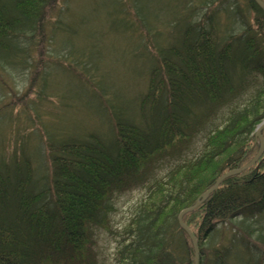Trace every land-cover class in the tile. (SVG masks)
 Returning <instances> with one entry per match:
<instances>
[{
	"label": "trees",
	"instance_id": "1",
	"mask_svg": "<svg viewBox=\"0 0 264 264\" xmlns=\"http://www.w3.org/2000/svg\"><path fill=\"white\" fill-rule=\"evenodd\" d=\"M71 1L0 0V128L15 125L20 117L13 108L29 95L34 99L23 112L28 103L48 104L51 71L82 83L100 108L107 103L99 100L110 96L112 127L106 140L87 129L65 131L57 113L42 126L41 115L26 114L28 125L22 128L38 135L32 138L36 145L29 146L23 133L12 152L0 155V264H100L94 236L102 228L116 234L107 218L113 196L143 185L154 161L179 155L178 164L154 185L158 199L148 198L134 212L117 241L114 262L194 264L191 240L177 215L224 173L248 164L259 149L252 152L251 145L264 119V9L254 0H168L171 34L165 44L155 43L159 34L152 42L145 35L141 48L152 57L143 72L144 90L133 89L137 98L123 114L99 72L72 50ZM111 1L118 18L111 23L119 31L128 37L136 23L151 34L147 10L137 9L139 0ZM127 4L136 22L126 17ZM63 48L66 53L60 54ZM17 85L25 87L19 92ZM222 110L223 123L206 134L204 150L184 159L190 138ZM263 211L264 156L246 173L224 179L183 215L198 244L199 264L226 263L229 250H214L208 239L218 224L235 229L237 219H242L237 230L247 236L242 242L234 238L252 254L246 264H264V251L257 253L245 238L252 233L246 220Z\"/></svg>",
	"mask_w": 264,
	"mask_h": 264
},
{
	"label": "rangeland",
	"instance_id": "2",
	"mask_svg": "<svg viewBox=\"0 0 264 264\" xmlns=\"http://www.w3.org/2000/svg\"><path fill=\"white\" fill-rule=\"evenodd\" d=\"M141 5H144L143 8L145 7L144 10H147L149 15L147 27L150 26L151 34L150 31L146 32V28L144 29V27H140L135 23V27L130 31L128 37L123 31H119L121 28L117 23H111L114 18L118 19L116 14L117 7L112 4L111 0H72L71 5L68 7V17L74 28L69 40L73 52L79 56L80 60L92 65L99 72L102 76V83L105 84L107 88H110L114 96H117L118 102L122 103L120 104L119 109H121L120 112L123 114H125L126 105L129 108L132 103L134 104V101L137 98V96L133 95V89L144 90L145 76L143 75V72L146 71L147 68L146 61H148L149 57H152L147 49H145V53L144 49L141 48V45L146 40L145 35H149L148 40L152 42L154 40L152 35L159 34L155 39V43L158 42L160 44H165L164 37L172 31L170 26L173 22V20H171L173 11L170 9L168 0H139L137 9H139ZM124 8L125 12L127 10L126 17L129 18L130 16L132 21L136 22L135 11L131 7V4H127ZM52 14L55 15L56 10H54ZM65 53L66 48H63L60 54ZM151 53L153 52L151 51ZM69 61L70 63L75 64V58L71 57ZM51 72L52 73L50 74L52 78H54V81L52 89L49 92H46L48 94L50 93L49 95L52 96L49 99L48 104L39 103V106H36L35 108L31 103H28L26 107H30V110H34L28 112V109L26 112H23L21 111L22 106L34 99V95H29L25 98V103H18L13 108L15 113L19 111L17 115L20 119L17 118V121L14 123L15 125L12 127L3 125V127L0 128V140L4 139L0 142V155L3 151L8 153L12 152L16 148L18 144L17 141H19V138L23 133L29 136V146L36 145L32 140L38 137V135H29L31 131L22 128L24 125H28L26 123L27 120L25 119L26 114H34L35 116L41 115L39 118V125L42 126L46 122H51L53 115L57 113L59 117L58 122L61 123L65 131L72 132L75 129H87L88 131L95 133L97 136L99 134L102 136V139L107 140L108 131L112 127L111 122L108 121L109 113L112 112V108L108 105V102L110 103L109 98L111 99V97L106 96L103 98L104 101L99 100L101 105L103 102V104L107 103L108 106H106V109L102 106L103 112L101 116L99 114L100 110L96 98L88 92V89L82 83L81 85L72 76L68 75L60 77L56 72ZM20 82L23 84V81ZM17 86L18 87H15V90L19 92L25 87V85ZM97 90L101 91V89ZM254 90L255 86L250 87L247 96L252 95ZM56 96L60 97L61 102L56 99ZM20 111L21 114L19 115ZM222 112L223 110L218 112L217 116L211 121H208L200 133L190 138V141L186 144V150L182 153L184 159L190 160L200 155L204 150L206 134L209 131H213L216 127L221 126L223 123ZM263 130L264 129L260 130V136L263 135ZM254 136H256L255 131ZM254 136L252 139L253 144L251 145L252 152H255L258 146L260 147L258 139ZM263 156L264 150L261 157L256 161L252 168L255 167ZM179 157L180 155L176 156V158L168 157L154 161L151 166L150 176L143 185L113 196L109 203L111 212L108 214L107 218L108 225L114 233L116 232V234H109L102 228L97 229L95 231L96 235L94 236L97 242L100 264H115L114 260L119 237L128 228L134 212L139 210L141 205L146 203L148 198L151 199L150 201L152 202L158 199L154 193V185L156 181L162 178L165 179L169 168L176 166L174 164H178L177 159ZM247 171L248 169L241 173H237L236 175L246 173ZM203 174L205 173L201 172V175ZM220 184L217 188L220 187ZM206 199L204 201H206ZM147 207L151 208V204H147ZM141 208L144 207L142 206ZM255 217L256 219L253 218L254 220H246L248 223H251V225L248 224V227L249 231H252V233L249 238H245L251 242L249 244L250 248L257 253L262 254L261 250L264 251V211L262 214ZM239 220L242 219H237L232 222V226H234L236 230V227L240 226L238 223H241V221L238 222ZM194 225H197V222H194ZM235 229L231 230L227 224L217 225L215 230L211 233L208 243L214 247V250H229L225 264H246L247 261L251 259L252 254L246 250L245 246L242 244L239 245L234 238L235 236L241 237L240 241L242 242V236H245L246 233L242 228H239L237 231H235ZM189 230L192 232L191 229ZM205 263L209 264L207 260H205Z\"/></svg>",
	"mask_w": 264,
	"mask_h": 264
},
{
	"label": "water",
	"instance_id": "3",
	"mask_svg": "<svg viewBox=\"0 0 264 264\" xmlns=\"http://www.w3.org/2000/svg\"><path fill=\"white\" fill-rule=\"evenodd\" d=\"M256 2V4H258L261 8L264 9V3L261 0H254ZM264 129V119L263 121L256 127L255 129V134L256 136L259 138L260 140V147L259 150L257 152V154L253 157V159L246 164L245 166H243L242 168L239 169H234L231 170L230 172L226 173L225 175L219 177L214 184L212 185L211 188H209L207 191H205L203 194H201L200 198L191 206L188 208L183 209L182 211H180V213L178 214L177 220H178V224L179 226L186 232V234L188 235V237L190 238L191 242H192V246H193V251H194V264H198L199 263V250H198V245L196 242L195 237L193 236L192 232L186 227V225L182 222V216L190 211H192L195 207H197L199 204H201L209 194H211L213 191H215L217 189V187L219 186V184L226 179L227 177L237 174V173H241L247 169H249L250 167H252L256 161L261 157L263 150H264V140L263 138L259 135L260 130Z\"/></svg>",
	"mask_w": 264,
	"mask_h": 264
},
{
	"label": "bare ground",
	"instance_id": "4",
	"mask_svg": "<svg viewBox=\"0 0 264 264\" xmlns=\"http://www.w3.org/2000/svg\"><path fill=\"white\" fill-rule=\"evenodd\" d=\"M99 110H100L99 114L102 116V112H103L102 107L101 108L99 107Z\"/></svg>",
	"mask_w": 264,
	"mask_h": 264
}]
</instances>
